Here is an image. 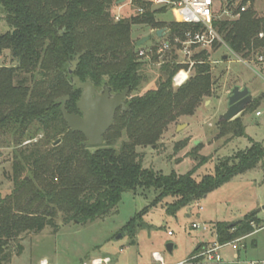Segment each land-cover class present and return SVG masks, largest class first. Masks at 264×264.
Here are the masks:
<instances>
[{
    "label": "trees",
    "instance_id": "16d2710c",
    "mask_svg": "<svg viewBox=\"0 0 264 264\" xmlns=\"http://www.w3.org/2000/svg\"><path fill=\"white\" fill-rule=\"evenodd\" d=\"M119 1L0 0L9 26L7 33L0 34V59L8 52L12 60L11 65H0V134L19 145L33 142L40 134L43 137L33 147L18 151L12 191L0 197V264H11L15 245L21 252L22 236L41 233L47 227L56 232L58 219L66 224L95 222L112 214L123 194L152 189L157 192L152 206L173 198L166 213L175 216L235 177L256 170L264 160V145L250 139V147L220 160L215 173L201 180L194 177L195 173L208 160H201L194 169L178 176L166 177L164 172L143 168L138 148L156 145L171 124L181 117L194 116L212 96L215 83L209 51L195 54L193 76L176 90L172 80L182 67L171 61L163 64L157 89L133 97L129 110L116 113L103 146H85L86 137L68 128L61 104L56 101L69 96L68 112L79 113L76 102L81 91L70 85L66 69V63L75 55L85 53L76 72L82 81L96 87L107 82L115 92L127 86L135 91L147 80L144 66L148 64L138 59L133 26L153 30L166 26L171 38H184L186 32L201 28L157 20L161 9H153L152 3L145 0L133 1L137 14L116 22L110 11ZM235 1L228 0L229 9L233 10ZM246 2L233 10L240 15L237 19L213 21L224 44L242 58L253 57L264 49V17H257L250 9L241 12ZM155 37L151 36L154 43ZM221 44L216 41L213 47ZM220 125L224 135L247 136L241 118L221 121ZM113 133L117 135L114 138ZM60 136L63 139L58 145L46 147ZM124 136L127 141L117 149L116 143ZM146 212L145 208L124 227L132 239L143 228L140 221ZM257 215L248 213L235 226L231 222L216 223L217 243L226 245L253 234V224L263 225ZM202 247L197 245L192 257L201 253Z\"/></svg>",
    "mask_w": 264,
    "mask_h": 264
},
{
    "label": "rangeland",
    "instance_id": "374dc122",
    "mask_svg": "<svg viewBox=\"0 0 264 264\" xmlns=\"http://www.w3.org/2000/svg\"><path fill=\"white\" fill-rule=\"evenodd\" d=\"M130 1L125 0L124 4L119 1L112 7L111 16L116 22L115 17L119 14L122 19L137 14L138 9L133 4L136 0L132 3ZM244 1H247L244 4L247 10L254 11L257 17H264V0H236L233 10ZM171 8L174 6L153 5V9H161L157 20L173 23ZM214 15L216 19L223 20L228 16L219 12L218 8ZM165 28L166 26H161L157 30ZM8 30L9 26L0 8V34H5ZM152 30L143 25L133 26L132 40L140 42L147 36H155ZM260 37L262 38L261 35ZM151 42L153 43L151 40L145 43V46L150 47ZM196 50L197 53L200 52L199 49ZM209 52L215 83L212 96L196 109L194 116L181 117L177 123L171 124L156 145L138 148L143 168L165 174L171 162L172 174L178 176L194 169L201 160H208L195 173L194 177L201 180L203 176L215 173L220 160L235 156L250 147V139L264 145V49L249 58H237L224 44L212 47ZM11 64V56L7 52L0 59V65ZM144 67L147 80L140 88L130 92L127 102L158 87L161 67ZM193 74L194 68L192 76ZM235 86H248L254 98L251 103H254L253 107L249 108L251 104L247 106L239 117L245 125L247 136L244 138H236L229 133L224 135L221 131L220 115L227 111L228 94ZM257 113H261V117ZM179 125L183 126L178 128ZM114 133L112 138L117 136ZM37 137L33 142L26 141L19 145L12 138L0 134L1 198H5L12 191L11 176L18 151L33 147V144L43 140L42 134ZM62 139L60 136L58 140ZM125 141L127 136L119 139L115 147L118 149ZM54 145L52 143L46 147ZM156 196L154 189L140 190L138 193L128 192L123 194L120 204L112 214L95 222L66 224L58 219L59 228L56 232L47 227L41 233H28L21 238L20 253L18 247L14 246L11 264H41L46 261L48 264H94L105 259H111L109 264H147L153 262L155 252L163 256L166 264H246L251 260L264 261V228L235 244V247L231 245L219 250L222 262H208L204 258L192 259L194 256L189 259L199 244H203L202 251L219 245L214 230L216 223L241 221L248 213L257 212L264 206V160L256 170L235 177L229 184L183 208L175 216L166 213L167 205L173 203L174 199L167 198L155 207L152 204ZM145 208L147 212L140 221L143 228L132 239L123 229L132 217ZM257 214L264 223V209ZM196 223L205 224L206 229H193L192 226ZM169 244L174 246L172 254L167 251ZM238 252L240 260L235 263L233 256Z\"/></svg>",
    "mask_w": 264,
    "mask_h": 264
},
{
    "label": "built area",
    "instance_id": "2783aa9c",
    "mask_svg": "<svg viewBox=\"0 0 264 264\" xmlns=\"http://www.w3.org/2000/svg\"><path fill=\"white\" fill-rule=\"evenodd\" d=\"M132 1L133 0H131L129 3H132ZM171 3L175 5L177 9V22L189 25H200V30L195 32L188 31L186 32L184 38L178 35H175L174 38H171L169 32H166L165 36H158L156 33H154L155 36L157 35V38L155 37L156 43L153 42V45L151 42L152 45L150 47H146L145 44L141 45V47H137L136 51L139 61H144L150 66L161 67L163 64L173 60L174 64L182 67L178 72H176V75L172 80L174 87L180 88L184 86L192 76L193 68L196 64L194 61V56L197 53L196 49H199L200 52L209 51L216 41L224 44L213 24L216 9L218 8L219 12L228 15L226 19L235 20L240 15L234 14V11L228 8V0H173ZM245 9V6H243L241 12L245 11ZM139 12L141 13L143 10L141 9ZM115 18L117 21L122 19L120 14ZM261 36H263V34H261ZM228 49L238 58V56L230 48ZM256 115L261 117V113H257ZM253 225L255 231L264 228V223L259 227L255 224ZM202 227L204 230L206 229L205 224L202 225L196 223L192 226V228L195 230ZM169 235H171L170 232ZM247 237L237 239L226 245H216L208 250H203L193 259L204 258L208 262H222L223 259L219 250L224 247H230L231 245H234L235 247V244L245 240ZM153 258V264H166L163 256L158 252L153 254ZM100 263L109 264L111 263V259H105L102 261L98 260L94 264ZM41 264H48V262H42ZM246 264H264V261L251 260Z\"/></svg>",
    "mask_w": 264,
    "mask_h": 264
},
{
    "label": "water",
    "instance_id": "95a60500",
    "mask_svg": "<svg viewBox=\"0 0 264 264\" xmlns=\"http://www.w3.org/2000/svg\"><path fill=\"white\" fill-rule=\"evenodd\" d=\"M125 0L121 3L124 4ZM163 30H158V36H163ZM151 40V36H147L138 42L137 46L141 47ZM85 53H79L74 56L72 60L66 63L67 75L69 83L72 87L81 91V95L77 103L79 113L72 114L67 110V102L70 100L69 96L59 98L56 103L61 104V110L66 120L68 128L76 133L80 132L86 137V142L83 144L88 147H100L105 143V135L110 130L115 122L116 111L123 107L126 111L129 107L125 99L131 90L132 86L126 87L123 92L113 93L112 87L107 83L104 84L102 90H98L93 83L89 81H82L76 74L77 67L81 62V58ZM226 58V57H225ZM228 108L227 111L220 116V121L231 122L240 117L244 113L247 106H249L254 98L248 86H235L228 94ZM183 125H179L180 128ZM61 140L55 142L59 144ZM199 142H196L198 144ZM172 174L171 162L168 164V171L164 174L169 177ZM264 206L258 209L257 213L263 211ZM77 223V222H76ZM238 222L233 223L237 225ZM174 246L167 245V251L173 253Z\"/></svg>",
    "mask_w": 264,
    "mask_h": 264
},
{
    "label": "crops",
    "instance_id": "0c3cea01",
    "mask_svg": "<svg viewBox=\"0 0 264 264\" xmlns=\"http://www.w3.org/2000/svg\"><path fill=\"white\" fill-rule=\"evenodd\" d=\"M173 0H171V1H168V0H148L147 2H150V3H152V5H161V6H166V5H172V6H174V8H171V13L173 14V16H174V19H171L172 21H176L177 22V19H178V16H177V9H176V6L175 5H173L171 2H172ZM157 10V9H156ZM160 20V19H159ZM160 21H163V22H166V20L164 21V20H160ZM159 30V29H158ZM158 30H152V32H153V34L154 33H156V34H158L157 32H158ZM166 32H169V29L166 27L164 30H163V36H165V34H166ZM154 36V35H153ZM240 222V221H239ZM225 248V247H224ZM220 250H222V249H220ZM193 254V253H192ZM192 254L189 256V259L190 258H192ZM194 257H196V256H194ZM193 259V258H192ZM233 261L235 262V263H238L239 262V260H240V255H239V252H238V254H236V255H234L233 256ZM165 260V259H164ZM154 263V258H153V262L152 263H147V264H153ZM117 264V263H116Z\"/></svg>",
    "mask_w": 264,
    "mask_h": 264
},
{
    "label": "flooded vegetation",
    "instance_id": "af4514ba",
    "mask_svg": "<svg viewBox=\"0 0 264 264\" xmlns=\"http://www.w3.org/2000/svg\"><path fill=\"white\" fill-rule=\"evenodd\" d=\"M105 83H107V82H104V83L102 84L103 86H101V87H96V86H95V87H96L98 90H102V88L104 87V84H105ZM107 84H108V83H107ZM110 86H111V85H110ZM111 87H112V86H111ZM127 87H128V86H127ZM112 89H113V87H112ZM132 91H133V87L131 88V90H130L129 93L127 94L126 99L128 98L130 92H132ZM112 92H113V93H120V92H115L114 89L112 90ZM122 92H123V91H122ZM126 99H125V102H126V104L129 105V107L127 108V110H129V108H130V102H127ZM127 110H126V111H127ZM118 111L126 112V111L123 109V107L119 108V109L116 111V113H117ZM116 113H115V115H116Z\"/></svg>",
    "mask_w": 264,
    "mask_h": 264
}]
</instances>
